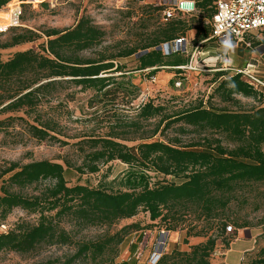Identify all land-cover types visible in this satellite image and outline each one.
I'll list each match as a JSON object with an SVG mask.
<instances>
[{
  "label": "trees",
  "instance_id": "obj_1",
  "mask_svg": "<svg viewBox=\"0 0 264 264\" xmlns=\"http://www.w3.org/2000/svg\"><path fill=\"white\" fill-rule=\"evenodd\" d=\"M9 1L0 0V9ZM215 1L195 2L203 18L211 19ZM186 25L182 18L170 19L142 45L135 69L153 68L150 76L160 67L181 72L176 67L188 62L185 52L165 55L157 48L183 35ZM198 25L194 44L207 39L210 32L203 22L199 21ZM43 34L46 40L40 52L17 51L6 61L0 60V113L32 112L43 97L63 89L64 84L80 86L81 91L92 90L109 102H113L111 97L117 90L124 93L123 98L129 96V102L135 98L131 97L134 85L123 70L124 66L115 60L132 56L138 48H127L114 55L83 56V51L100 45L104 36L86 16H81L70 28L48 29ZM39 37L31 30L19 29L9 39L0 40V49ZM259 42L253 40V43ZM117 72L120 74L114 75ZM221 77L215 90L222 101H229L234 95L252 99L264 97L246 84L239 73H215V79ZM119 78L121 81L116 80ZM138 116L142 120L161 116L162 121H167L166 126L182 123L204 131L221 132L234 146L228 149L218 138H203L185 145L141 141L127 146L116 140L122 136L112 129L101 137L90 136L80 142L88 146V151L83 150L82 164L75 170L93 174L99 171L100 165L119 161L128 168L120 181L121 189L114 191L80 184L68 186L65 169L57 162L37 160L22 165L10 162L0 169V224L15 208L37 213L38 219L35 224L17 222L13 228L0 233V252L30 254L44 244L71 242V234L59 226L63 219L73 223L76 232L94 226H111L132 218L139 211L148 213L151 221H162L167 231L177 228L176 223L171 224L172 220L191 213L198 221L220 223L221 213L230 202L229 195L237 185L264 181V105L249 111H229L212 110L198 104L169 116L164 114L163 106L148 101L140 106ZM11 119L0 120V128H6ZM52 125V121L37 120V125L27 124V131L39 141L55 139L49 134L53 131ZM131 125L137 127L138 123ZM150 173L162 175L163 179L152 182ZM40 185L43 188L37 194L26 193L28 188ZM221 225L224 231L225 222ZM131 229L141 228L133 223L125 225L112 235L79 243L71 258L37 264H74L78 258H88L93 264H133L115 260L118 246ZM191 230L186 232V237L206 235L201 229ZM215 241L208 236L205 242L190 246L189 251L172 250L162 254L155 264H210ZM250 264H264V247Z\"/></svg>",
  "mask_w": 264,
  "mask_h": 264
},
{
  "label": "rangeland",
  "instance_id": "obj_2",
  "mask_svg": "<svg viewBox=\"0 0 264 264\" xmlns=\"http://www.w3.org/2000/svg\"><path fill=\"white\" fill-rule=\"evenodd\" d=\"M20 1L24 2L21 3L22 15L19 25L0 33V40L9 39L19 29L31 30L40 37L18 46L0 49V60L6 61L17 51L33 49L40 52V46L46 40L43 34L45 30H65L74 26L81 16H86L104 32V36L100 45L83 51V56L94 57L100 53L114 55L127 48H138L132 56L115 60L124 66L123 70L134 85L131 97L135 98L129 102L130 97L123 98L124 93L117 90L111 97L113 102H109L92 90L81 91L80 86L64 84L63 89L43 97L32 112L0 113V120L12 118L6 123V128H0V169L10 162L22 165L31 161L49 160L62 164L68 186L80 184L114 191L121 189L120 181L128 168L119 161L102 164L99 171L93 174L75 170L82 164L84 151H88V146L80 142L90 136L101 137L112 129L122 136V139L116 140L127 146H134L141 141L185 145L201 141L203 138H218L228 149L234 146L221 132L204 131L182 123L166 126L167 121H162L161 116L142 120L138 111L145 102L151 101L154 105L163 106L164 114L169 116L198 104L212 110L229 111H249L264 105V97L261 96L252 99L234 95L233 99L222 101L215 90L223 78L215 79V73L218 71L233 75L236 70L246 68L264 80V35L257 39L259 43H252L250 47L231 49L215 46L212 41H207L195 49L192 27L186 25L183 35L187 40V49L183 54L188 58L192 57L193 68L177 72L160 67L150 76L149 72L153 68L136 70V59L142 52V45L169 22L162 15L163 0ZM4 13L6 5L0 9L1 24L5 22L2 18ZM194 22L196 25L197 20ZM204 22L209 26L207 19ZM119 74L120 72H117L114 75ZM116 80L121 81L120 78ZM37 120L53 122V131L49 134L55 139L39 141L28 133L27 124L37 125ZM135 122L138 123L137 127L131 125ZM177 141L179 143H176ZM150 175L153 177L152 182L163 179L162 175ZM41 188L43 185L38 188L30 187L26 193L37 194ZM229 196L230 202L221 213L223 219L220 223L198 221L191 213L176 217L174 222L172 220L171 224H177L173 231L165 230V224L160 220L151 221L148 213L144 211H139L132 218L120 220L111 226H94L80 232H76L73 223L63 219L59 226L71 234V242L44 244L30 254L0 252V264L64 261L76 253L79 243L112 235L132 223L138 224L141 229H131L126 234L117 249V262L153 264L151 255L159 243L162 255L172 250L189 251L190 246L203 243L208 236H212L216 243L209 257L210 264H250L257 257L260 248L264 247V181L239 184ZM37 219V213H27L15 208L0 224V233L13 228L17 222L35 224ZM223 222L224 231L221 225ZM228 226H231L230 231L226 229ZM191 229H201L206 235L186 237V232L192 231ZM74 264L93 263L88 258H78Z\"/></svg>",
  "mask_w": 264,
  "mask_h": 264
},
{
  "label": "built area",
  "instance_id": "obj_3",
  "mask_svg": "<svg viewBox=\"0 0 264 264\" xmlns=\"http://www.w3.org/2000/svg\"><path fill=\"white\" fill-rule=\"evenodd\" d=\"M22 2L24 1L10 0L6 4V24L1 26L0 23V33L19 25ZM163 4L162 15L167 20L174 17L190 18L198 12L194 0H163ZM209 27L210 32L206 40L212 41L217 46L250 47L254 39H259L261 35H264V0H216L213 3V14L209 20ZM186 44V38L184 35H180L171 42L163 43L160 48L165 55H168L177 51L185 52ZM192 63L191 57L185 65L176 68L192 69ZM236 73H239L241 79L256 92L264 95V80L246 68L237 70ZM226 229L230 231L231 226ZM160 256L159 243L151 255L152 263L155 264Z\"/></svg>",
  "mask_w": 264,
  "mask_h": 264
},
{
  "label": "crops",
  "instance_id": "obj_4",
  "mask_svg": "<svg viewBox=\"0 0 264 264\" xmlns=\"http://www.w3.org/2000/svg\"><path fill=\"white\" fill-rule=\"evenodd\" d=\"M197 1H199V0H197ZM178 18H181V17H178ZM182 19L187 22V24L189 25V27L190 26L192 27V39H193V41H194V37H195V34H196V30H197L198 26H200V25H198V22L201 21V22H203V25H207L204 22L206 19L203 18L202 15L199 12H197L193 17H190V18H182ZM195 20H197L196 25H194L195 24V22H194ZM207 23L209 25V20H207ZM208 29H210L209 26H208ZM208 36H209V34H208ZM207 41L208 40L205 39L203 41H200V42L196 43L194 48H198L201 44H203L204 42H207ZM211 43L214 44L213 42H211ZM214 45L217 46L216 44H214ZM186 49H187V44H186ZM231 49H236V48H231ZM248 66H252V65H248Z\"/></svg>",
  "mask_w": 264,
  "mask_h": 264
},
{
  "label": "bare ground",
  "instance_id": "obj_5",
  "mask_svg": "<svg viewBox=\"0 0 264 264\" xmlns=\"http://www.w3.org/2000/svg\"><path fill=\"white\" fill-rule=\"evenodd\" d=\"M2 18H4V21H5V19L7 18V12L4 13V15L2 16ZM5 24H6V21L4 23H2L1 26H5Z\"/></svg>",
  "mask_w": 264,
  "mask_h": 264
},
{
  "label": "water",
  "instance_id": "obj_6",
  "mask_svg": "<svg viewBox=\"0 0 264 264\" xmlns=\"http://www.w3.org/2000/svg\"><path fill=\"white\" fill-rule=\"evenodd\" d=\"M157 49H161L160 47H158Z\"/></svg>",
  "mask_w": 264,
  "mask_h": 264
}]
</instances>
